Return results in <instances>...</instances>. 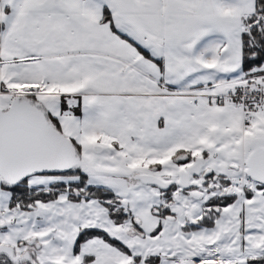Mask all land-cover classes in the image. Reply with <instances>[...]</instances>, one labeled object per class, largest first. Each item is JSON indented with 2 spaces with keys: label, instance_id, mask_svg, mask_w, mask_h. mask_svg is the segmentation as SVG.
<instances>
[{
  "label": "snow or ice",
  "instance_id": "6c2138e0",
  "mask_svg": "<svg viewBox=\"0 0 264 264\" xmlns=\"http://www.w3.org/2000/svg\"><path fill=\"white\" fill-rule=\"evenodd\" d=\"M0 264H264V0H0Z\"/></svg>",
  "mask_w": 264,
  "mask_h": 264
}]
</instances>
